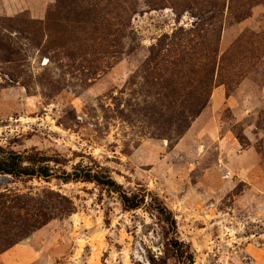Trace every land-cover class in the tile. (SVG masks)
<instances>
[{"label":"rangeland","instance_id":"rangeland-1","mask_svg":"<svg viewBox=\"0 0 264 264\" xmlns=\"http://www.w3.org/2000/svg\"><path fill=\"white\" fill-rule=\"evenodd\" d=\"M0 146L158 195L194 264H264V0H0ZM1 213L0 248L52 219L0 264H180L94 183L0 176Z\"/></svg>","mask_w":264,"mask_h":264},{"label":"trees","instance_id":"trees-1","mask_svg":"<svg viewBox=\"0 0 264 264\" xmlns=\"http://www.w3.org/2000/svg\"><path fill=\"white\" fill-rule=\"evenodd\" d=\"M213 11H224L225 5L223 4H211ZM52 163L55 165L61 164V161L56 158H50L47 156L36 154L22 155L13 151H6L0 146V176H7L17 179H43L50 181L52 179H58L64 183L82 182V183H94L100 187L107 189L108 191L116 194L122 204L123 210L126 212L138 211L148 205L153 208L157 213L161 221H163L168 227V245L171 257L177 260L180 264H194V253L191 246L182 242L178 237L177 221L172 210L165 204V202L159 198L158 195L149 192L146 189L137 190L134 193H127L121 185H119L110 175L108 169L102 168L98 165L86 166L78 164L71 172L62 170V174H55L53 171ZM61 201H64L66 205L61 212L62 215H70L73 213L74 207L65 197L58 196ZM150 199V203L148 202ZM62 205V204H61ZM28 207V206H27ZM27 207L16 206L8 207L7 214L13 216L12 211L19 209L26 211ZM3 212V211H2ZM1 219L8 221L9 218L1 213ZM41 218V219H40ZM40 219L32 224L31 220H27V223L23 227H16V229H25L24 234L18 236L12 243H5L0 248V255L16 245L20 241L27 238L32 232L39 229L47 223L48 218L46 214H40L37 216Z\"/></svg>","mask_w":264,"mask_h":264}]
</instances>
